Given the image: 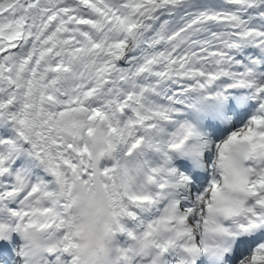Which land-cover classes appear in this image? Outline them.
Instances as JSON below:
<instances>
[{"label": "snow or ice", "instance_id": "6c2138e0", "mask_svg": "<svg viewBox=\"0 0 264 264\" xmlns=\"http://www.w3.org/2000/svg\"><path fill=\"white\" fill-rule=\"evenodd\" d=\"M0 264H264V0H0Z\"/></svg>", "mask_w": 264, "mask_h": 264}]
</instances>
